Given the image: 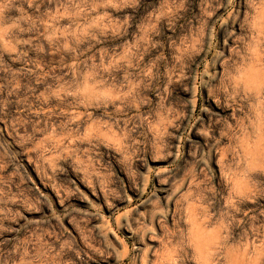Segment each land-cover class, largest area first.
I'll return each instance as SVG.
<instances>
[{
  "label": "clouds",
  "instance_id": "obj_1",
  "mask_svg": "<svg viewBox=\"0 0 264 264\" xmlns=\"http://www.w3.org/2000/svg\"><path fill=\"white\" fill-rule=\"evenodd\" d=\"M0 264H264V0H0Z\"/></svg>",
  "mask_w": 264,
  "mask_h": 264
}]
</instances>
